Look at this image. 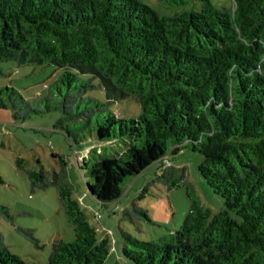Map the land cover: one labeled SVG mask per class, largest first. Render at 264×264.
<instances>
[{"label": "trees", "instance_id": "16d2710c", "mask_svg": "<svg viewBox=\"0 0 264 264\" xmlns=\"http://www.w3.org/2000/svg\"><path fill=\"white\" fill-rule=\"evenodd\" d=\"M232 3L200 0L197 9L168 15L144 0H0V63L62 70L43 98L44 111L61 103L54 129L75 145L88 135L119 143L82 159L89 197L106 207L125 179L165 155L188 148L202 156L198 172L224 208L214 212L187 186V215L158 242L119 228L121 256L132 264H264V0ZM95 87L104 102L87 95ZM127 98L138 103L137 118L108 108ZM8 106L22 122L42 111L12 86L0 89V108ZM15 162L32 190L57 189L73 228V240L52 242L46 264H103L110 240L98 237L74 198L65 161L59 157L61 169L51 172ZM153 181L179 185L168 168L159 167ZM123 214L149 220L135 202ZM0 218H12L1 204ZM0 264H29L1 232Z\"/></svg>", "mask_w": 264, "mask_h": 264}, {"label": "rangeland", "instance_id": "374dc122", "mask_svg": "<svg viewBox=\"0 0 264 264\" xmlns=\"http://www.w3.org/2000/svg\"><path fill=\"white\" fill-rule=\"evenodd\" d=\"M144 1L168 15L200 6V0ZM211 1L227 8L233 5L232 0ZM0 67L3 72L0 75V89L12 86L33 108L42 110L22 122L14 119L10 106L0 108V204L8 207L12 216L11 219L0 218V232L9 249L26 263L46 264L52 242L58 239L73 240L74 232L60 203L57 189L49 186L32 190L26 172L16 166L15 160L18 157L24 158L29 167L39 168L42 165L50 172L61 169L59 157L65 161L69 180L74 186V198L96 229L98 237L110 240V252L103 264H132L121 256L119 228L138 240L153 242H158L177 229L190 207L187 186L204 206L214 212L224 208L222 198L213 193L198 172L202 156L188 148L167 155L148 165L138 175L125 179L118 199L106 207L101 206L86 193L84 171L79 169V165L83 158H93L95 151L105 154L118 150V141L98 144L88 135L75 145L66 133L54 129L61 115V103L53 101L58 108L44 111L43 98L60 75V68L54 65L17 64L14 61L1 62ZM78 76L91 78L95 85L98 84V80L90 75ZM87 95L105 101L99 87ZM108 108L118 118H137L140 113V107L133 98L114 102ZM166 161L169 166L162 167ZM159 167L174 172L179 185L169 189L165 183L153 181ZM131 202L145 209L149 220L140 215L133 216L132 220L125 217L123 212L130 207Z\"/></svg>", "mask_w": 264, "mask_h": 264}, {"label": "built area", "instance_id": "2783aa9c", "mask_svg": "<svg viewBox=\"0 0 264 264\" xmlns=\"http://www.w3.org/2000/svg\"><path fill=\"white\" fill-rule=\"evenodd\" d=\"M167 155H165L164 157H166ZM163 157V158H164ZM160 160H162V158L160 159ZM167 166H169V162L168 161H166V163H164V164H162V167H167ZM99 214V213H98Z\"/></svg>", "mask_w": 264, "mask_h": 264}, {"label": "crops", "instance_id": "0c3cea01", "mask_svg": "<svg viewBox=\"0 0 264 264\" xmlns=\"http://www.w3.org/2000/svg\"><path fill=\"white\" fill-rule=\"evenodd\" d=\"M84 212V211H83ZM85 213V212H84Z\"/></svg>", "mask_w": 264, "mask_h": 264}, {"label": "water", "instance_id": "95a60500", "mask_svg": "<svg viewBox=\"0 0 264 264\" xmlns=\"http://www.w3.org/2000/svg\"><path fill=\"white\" fill-rule=\"evenodd\" d=\"M154 163V162H153Z\"/></svg>", "mask_w": 264, "mask_h": 264}]
</instances>
